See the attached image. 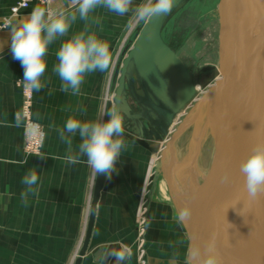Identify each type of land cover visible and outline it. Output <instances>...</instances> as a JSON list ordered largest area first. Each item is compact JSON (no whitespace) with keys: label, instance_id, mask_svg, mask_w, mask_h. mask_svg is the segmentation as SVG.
Segmentation results:
<instances>
[{"label":"crops","instance_id":"1","mask_svg":"<svg viewBox=\"0 0 264 264\" xmlns=\"http://www.w3.org/2000/svg\"><path fill=\"white\" fill-rule=\"evenodd\" d=\"M16 1L0 0V22ZM138 1L133 0V7L139 5ZM37 6L62 10L66 14L76 11L71 0H52L47 5L36 1L13 18L11 26L23 21ZM131 14L132 10L120 16L102 7L90 13L87 21L79 19L77 14L69 36L87 28L89 33H95L109 45L113 58L123 32L124 17ZM11 26L0 32V264H73L80 228L85 215L86 221L88 217L95 175L86 157H81L79 163H70L67 159L69 155L77 154L79 136L73 138L72 151L69 152L57 130L70 117L81 120L98 118L108 70L88 74L77 95L71 90L63 92L60 90L61 81L53 71L57 63L55 52L61 41L57 40L49 47L48 67L42 77L45 87L32 91L30 107L32 119L45 131L44 144L39 154L27 155L23 151L22 119L18 117L22 106L23 69L9 51ZM124 140L126 147L116 164L118 171L112 173L110 180L105 179L102 186L93 228L80 264H102L110 245L121 249L116 264H139L135 211L148 158L143 151L145 147L136 139L125 137ZM30 169L38 172L40 181L35 186L37 191L28 194L25 203L22 193L26 186L21 180ZM162 188L168 192L165 183ZM149 203L142 211L149 210L148 225H144L141 232L147 229V264H172L179 247L175 242L177 232L171 207L160 198Z\"/></svg>","mask_w":264,"mask_h":264},{"label":"water","instance_id":"2","mask_svg":"<svg viewBox=\"0 0 264 264\" xmlns=\"http://www.w3.org/2000/svg\"><path fill=\"white\" fill-rule=\"evenodd\" d=\"M185 1L174 0L170 12L155 14L145 20L132 46L116 67L114 95L105 105V111L116 107L121 112L128 79V91L141 109L139 117L147 122L146 127L139 118L129 114L136 127L133 134L138 138H135L137 142L147 149L151 147L143 139L160 141L166 137L175 115L195 94V83L185 64L161 35L167 18ZM263 11L264 0H218V63L221 73L198 100L200 104L208 99V109L211 111L213 100L230 78L235 81L240 96L237 124L223 148L225 170L220 178L215 202V230L222 241L221 255L226 264H264V196L256 200L248 197L239 170L241 158L256 141L264 140ZM130 64L139 88L148 91L158 102L150 104L156 118L145 113L147 103L136 94L133 82L127 77ZM206 69L212 68L202 70ZM167 82L173 87V94L168 93ZM225 173L230 177L227 182L222 181ZM156 177L157 173L154 174L153 183ZM105 179L104 174L94 177L84 238L73 264H80L87 249ZM179 197L184 202L181 193ZM226 209L228 221L225 218ZM120 256V247L110 245L102 264H116Z\"/></svg>","mask_w":264,"mask_h":264},{"label":"clouds","instance_id":"3","mask_svg":"<svg viewBox=\"0 0 264 264\" xmlns=\"http://www.w3.org/2000/svg\"><path fill=\"white\" fill-rule=\"evenodd\" d=\"M71 4L76 9L71 14L37 6L23 21L11 26L9 51L12 59L19 61L23 69L22 80L26 89L40 91L45 87L42 77L48 67L46 58L49 47L57 40L61 43L55 52L57 63L53 71L61 81V91L67 93L71 90L73 95H77L88 74L109 69L112 56L106 42L95 33H89L87 28L69 36L77 14L79 19L87 21L90 13L102 7L120 16L132 10L138 20H148L155 14L170 12L174 0H147L135 8L133 0H71ZM64 37L68 38L62 39ZM105 116L107 119H104ZM57 131L59 138L68 145L69 152L72 151L73 138L77 135L80 138L77 154L67 157L70 163H79L81 157H86L93 174H104L108 180L112 173L118 171L116 164L126 144L123 138L124 117L116 107L107 109L96 120L70 117ZM239 170L248 197L256 200L264 196V140L256 141L241 158ZM229 178V174L225 173L222 181L227 182ZM39 181L40 176L35 169H30L22 177L21 183L26 186L22 193L25 203L28 194L37 191L35 186ZM228 209L225 212L226 220ZM191 215V206L185 205L178 210L177 222L186 224ZM191 254L194 264H222L216 250L215 236L207 242L203 250L194 244Z\"/></svg>","mask_w":264,"mask_h":264},{"label":"rangeland","instance_id":"4","mask_svg":"<svg viewBox=\"0 0 264 264\" xmlns=\"http://www.w3.org/2000/svg\"><path fill=\"white\" fill-rule=\"evenodd\" d=\"M51 1L52 0H50L47 3L41 1L38 2L47 5ZM146 2L147 0L138 1L139 5L144 4ZM217 3L218 0H187L172 15H170L167 18V20L165 21L162 27L161 35L163 40L175 51V53L181 58V60L185 64L187 71L189 72L191 78L193 79L196 85V90L192 99L175 115L172 123L168 127V134L166 137L162 138V140L160 141L154 139L148 140L146 138L143 139L145 142H147V144L149 145V147H151V149L143 148V151L147 154L148 161L145 167V177L143 184L141 186L140 198L138 199V204L135 211V228H136L135 244L138 253L137 256L139 257V264H147V259L145 257L147 229L144 231V233L141 234V232H143V229H145L144 225H148L149 210L146 211V213L145 211L144 212L142 211L144 209L145 204L149 202V198L151 199V201H154V198L165 199L166 204L171 207L170 208L171 217L174 221L175 230L177 232V235L175 237V242H177L179 247L176 249L177 254L174 255L172 258L173 259L171 261L172 264H190V254L192 249L190 247L189 235L192 231L191 229L183 230L182 223H178L176 219L178 210L181 208V204L175 201V197L173 196L172 193L170 192L167 193V191H165V189L162 188V185L164 183L162 181H159L161 187H158L157 191H155V193H153L150 196V192L152 189L151 179L155 173H157L159 177L163 176L166 172V169L169 166L171 167L173 166V171L175 172L176 178H177L176 171L179 168H183L186 171V175L181 179L183 186L185 185L186 187L187 186L190 187V183H192V181H195L193 180L192 174L189 175L190 163H192L193 160L195 159L194 158L195 157L194 154H196L195 148H194V154L191 155L188 154L184 163L183 162L171 163V164L169 163L168 165H165L164 168L159 166L158 158L161 155L162 149L166 146L172 134L176 131L178 125L184 122L186 116H188L191 109L197 104L198 99L201 97V95L214 83V81L219 76V73L217 72V69L219 67ZM133 8H135V6ZM9 15H10V9H9V14L3 17V19L0 22V32L9 29V27L12 24V19L18 16L16 15L14 17H11L10 20L11 23L7 26H3L4 19ZM144 22L145 20H138L136 18L134 11H132L131 15L124 17L123 32L119 36L117 47L114 51L110 67L108 69L107 85L105 86L103 90V94L100 97L98 117H100V115L105 111V105L107 101L112 100V97L114 95V89L116 86V78H117L115 76L116 67L120 64L121 59L125 56L127 50L132 46ZM207 67H211L212 69L202 70L203 68H207ZM128 82L129 80L127 79L126 89L123 96L124 98L122 103L121 114L124 117V138L132 137L135 139L137 137L133 134V131L136 130V127L129 114L132 115L133 118L134 117L139 118L146 127H147V122L143 118L139 117V113L141 109L139 105L133 100V98L131 97L128 91L127 88ZM137 88H139V85H137ZM24 89L25 86L23 85L22 106L18 113V117L22 119V125L24 131L23 151L27 155H35V154H39L43 148L45 131L39 123H37L32 119L31 116L30 107L32 103V91H31V99H30L28 114H25V112H23L24 109L23 102L25 99V95L23 92ZM28 122L33 125L36 124L39 130L41 131V133L43 134L40 144L41 146L39 147V150L37 152L34 151L28 152V150H26L28 136L30 134V128L27 125ZM186 137L185 136L182 137L181 143L176 148L177 150L184 149L186 143ZM137 143L139 144V142ZM208 144H210V135H207L205 144L203 145L201 151L203 149H205L204 153L207 151V153L205 154L206 157L209 156L210 153L212 156H214L218 146L215 145V148L212 149V147L208 148ZM197 150L199 152V149ZM190 153H192V151ZM209 157L210 158L207 161L206 167L204 168L205 171H203L205 175L204 174L203 175L208 177L210 182H212L213 178H211L209 174L213 173L214 164L213 161H211L212 160L211 156ZM200 160L201 157H199L198 160L199 163ZM186 161H189V163H185ZM200 179H201L200 173H197L198 184L201 181ZM185 182L187 184H185ZM160 191H161V195L159 196L158 192ZM86 216L87 215H85L84 217L85 220L83 219V223L81 225L80 233H79L80 235L76 241V247L74 250L75 253H73L74 257L79 252L80 249L79 244L81 243L82 240L81 238H84L82 237V235H83V231L85 233L84 226H86L85 225ZM143 221H145V224H143ZM140 234L142 236H140ZM142 250H144V253L141 255Z\"/></svg>","mask_w":264,"mask_h":264},{"label":"bare ground","instance_id":"5","mask_svg":"<svg viewBox=\"0 0 264 264\" xmlns=\"http://www.w3.org/2000/svg\"><path fill=\"white\" fill-rule=\"evenodd\" d=\"M217 72L219 73L220 77V66L218 67ZM127 77L133 82L136 94L147 103L145 113L147 112L152 116V118H156L155 114L151 110L150 104H157L158 102L148 91L137 88L138 83L131 64L127 72ZM167 85L168 93L173 94V87L169 82H167ZM208 104V99H205L200 104L197 102V104L191 109L188 116H186L184 122L178 125L176 131L172 134L170 140L162 149L161 155L158 158L159 166L161 167H164L169 163H184L188 154H194L195 148V159L192 163H190L189 171V175L192 174L193 180L195 181H192V183H190V187H186L185 185L183 186L181 179L186 175V171L183 168H179L176 171V178L175 172L173 171V166H169L163 176L159 177L157 175L154 183V176L152 177V189L150 192V196L155 193V191H157V188L159 187V181L164 182L168 192L173 194L176 202H179L182 207L185 205L191 206L192 215L191 217H189L186 224H182V228H184L183 230L191 229L192 231H190L191 233L189 235L191 249L194 244H197L199 245L201 250H203L207 242L213 236H215L216 250L218 251L222 259V241L215 230V228L217 227L215 202L220 178L223 171L225 170L223 166V158H226V156L224 154L223 148L227 144L235 130L239 115L240 96L233 78H230L228 84L223 86V88L219 91L216 98L213 100L211 111H209L208 109ZM136 133L138 134V132ZM207 135H210V144H208V148L212 147V149H214L215 145L218 146L215 155L212 156L211 153L209 155L211 156V161H213L214 164L213 173L209 174L211 178H213L212 182H210L208 177L204 176L205 173L203 172L205 171L204 168L206 167L207 161L210 158L209 156H205V154L207 153V151L204 153L205 149L201 151L203 145L205 144ZM184 136H187L185 147L183 150H177L176 148L177 146H179V144L181 143V139ZM197 149H199V152ZM191 151L192 153H190ZM199 157H201L200 163L198 162ZM185 163H189V161H186ZM197 173H200L201 177V181L199 182V184L197 181ZM185 184L187 183L185 182ZM179 193H181L184 202L183 200H180L181 198L179 197ZM149 201H151L150 198ZM149 204L150 203L147 202V205ZM236 220L237 219L235 217V223ZM144 223L145 221H143V224ZM190 264H194V258L192 257V254H190ZM222 264H226L223 259Z\"/></svg>","mask_w":264,"mask_h":264},{"label":"built area","instance_id":"6","mask_svg":"<svg viewBox=\"0 0 264 264\" xmlns=\"http://www.w3.org/2000/svg\"><path fill=\"white\" fill-rule=\"evenodd\" d=\"M36 1L47 3L50 0H17L10 7V15L4 19L3 26L9 25L11 23L10 22L11 17L18 15L20 11L27 9L33 2H36ZM23 92L25 95V99L23 102L24 104L23 112H25V114H28L30 99H31V91L25 88ZM27 125L30 128V134L28 136L26 150H28V152H31V151L37 152L39 150V147L41 146L40 144H41L43 134L41 133V131L39 130L36 124L33 125L28 122ZM142 254H143V251L141 252V255Z\"/></svg>","mask_w":264,"mask_h":264}]
</instances>
